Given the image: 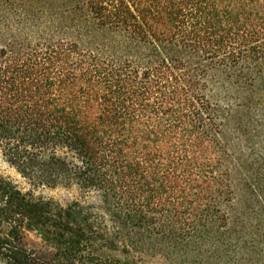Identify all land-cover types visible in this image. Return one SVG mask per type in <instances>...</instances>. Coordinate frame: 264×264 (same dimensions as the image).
Listing matches in <instances>:
<instances>
[{
    "label": "trees",
    "instance_id": "obj_1",
    "mask_svg": "<svg viewBox=\"0 0 264 264\" xmlns=\"http://www.w3.org/2000/svg\"><path fill=\"white\" fill-rule=\"evenodd\" d=\"M0 154L102 204L0 179V264H264V0H0Z\"/></svg>",
    "mask_w": 264,
    "mask_h": 264
},
{
    "label": "rangeland",
    "instance_id": "obj_2",
    "mask_svg": "<svg viewBox=\"0 0 264 264\" xmlns=\"http://www.w3.org/2000/svg\"><path fill=\"white\" fill-rule=\"evenodd\" d=\"M0 179L12 182L24 193H31L36 198L53 200L62 206H67L76 201L100 207L101 200L96 194L84 195L76 187H47L39 186L24 178L6 159L0 154ZM22 243L29 250L34 251L41 259L49 260L52 250L35 233L25 231L22 234ZM143 264H170L160 257L149 255L143 258Z\"/></svg>",
    "mask_w": 264,
    "mask_h": 264
}]
</instances>
